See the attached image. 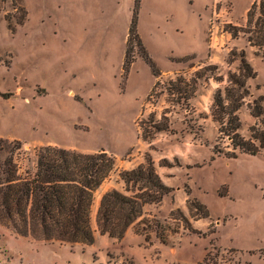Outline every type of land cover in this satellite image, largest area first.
Segmentation results:
<instances>
[{
	"label": "rangeland",
	"instance_id": "1",
	"mask_svg": "<svg viewBox=\"0 0 264 264\" xmlns=\"http://www.w3.org/2000/svg\"><path fill=\"white\" fill-rule=\"evenodd\" d=\"M256 1L0 0V162L35 171L46 145L116 160L95 193L94 244L36 240L0 224V264H264V24L259 6L248 14ZM242 60L255 77L237 133L259 147L256 155L234 149V122L213 117L221 120L215 91ZM209 65L216 68L194 98L179 99L183 82ZM151 116L171 118L173 132L142 140ZM146 155L171 193L145 204L122 239L102 235L105 193L121 191L120 172Z\"/></svg>",
	"mask_w": 264,
	"mask_h": 264
},
{
	"label": "trees",
	"instance_id": "2",
	"mask_svg": "<svg viewBox=\"0 0 264 264\" xmlns=\"http://www.w3.org/2000/svg\"><path fill=\"white\" fill-rule=\"evenodd\" d=\"M258 6L259 17H262L261 22L264 24V0L254 2L248 14L252 15ZM261 31L264 33V29ZM134 33L130 31V35ZM131 63L129 50H126L124 67ZM215 68V65L206 66L194 78L185 80L179 89V99L188 101L194 98L198 81L209 78L207 73ZM155 75L158 76V73ZM253 77V68L242 60L240 73L229 74L228 85L215 91L214 105L220 111L221 120L217 119L216 114L213 117L220 126L234 122L231 124L230 136L234 149L256 155L260 152L259 147L237 133L240 123L236 116L248 95L247 80ZM185 104L188 105V102ZM163 117L157 119L151 116L146 123L143 122L146 129L142 140L150 141L157 134L173 132L171 118ZM224 155L236 158L239 154L226 152ZM36 156L35 171H26V174L20 173L19 166L12 158L0 162V224L9 227L17 235L31 236L36 240L94 244L95 234L91 224L94 197L114 172L115 157L105 150L82 153L55 145L42 146ZM161 165L173 166L166 159L162 160ZM119 175L124 183V191L112 190L104 196L96 220L102 235L122 239L128 228L142 216L144 205L161 203L171 193L172 187L162 180L149 155H146L144 163L134 169L123 170ZM191 204L190 207L201 212L202 218L210 217L203 203L192 199Z\"/></svg>",
	"mask_w": 264,
	"mask_h": 264
},
{
	"label": "crops",
	"instance_id": "3",
	"mask_svg": "<svg viewBox=\"0 0 264 264\" xmlns=\"http://www.w3.org/2000/svg\"><path fill=\"white\" fill-rule=\"evenodd\" d=\"M82 153H86V152H82ZM141 163H142V162H141ZM141 163H139L138 165H140ZM138 165H137V166H138ZM134 168H136V167H134ZM134 168H132V169H134ZM127 170H131V169H127ZM110 178H111V176H110L107 180H109ZM119 178H120V175H119ZM107 180H106V181H107ZM120 180H121V179H120ZM162 180H163V179H162ZM117 181H118V180H117ZM121 181H122V180H121ZM122 183H123V181H122ZM122 183H121V184H122ZM165 183H166V182H165ZM166 184H167V183H166ZM123 185H124V183H123ZM110 191H111V190H108L105 194L109 193ZM119 191H120V190H119ZM121 191H124V188H123ZM187 201H188V199H187ZM175 208H176V209H179V208H180V209H182L183 211H185L184 208H183V206H180V205L175 206ZM185 212H186V211H185ZM138 220H139V219H138Z\"/></svg>",
	"mask_w": 264,
	"mask_h": 264
}]
</instances>
